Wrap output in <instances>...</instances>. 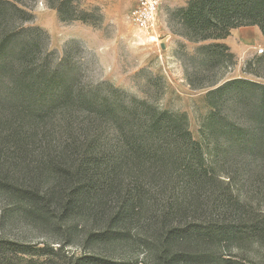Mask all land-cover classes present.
<instances>
[{"label": "trees", "instance_id": "trees-1", "mask_svg": "<svg viewBox=\"0 0 264 264\" xmlns=\"http://www.w3.org/2000/svg\"><path fill=\"white\" fill-rule=\"evenodd\" d=\"M71 1L53 5L59 17L89 21L86 10L68 7ZM174 17L182 27L176 32L189 41H217L197 49L209 60L234 57L219 42L233 29L258 26L264 36V0H189ZM27 44L22 42V51ZM16 48L11 38L1 39L0 60ZM256 61L254 73L263 76L264 54ZM22 66L28 84L15 76L8 88L1 83L22 94L0 103V191L19 197L17 203L22 199L26 219L92 251L76 255L66 244L54 248L0 237V264H230L218 254L222 244L235 237L264 240V214L250 213L230 182L253 165L264 170V82L235 78L196 85L212 87L203 125L208 141H198L185 113L134 97L129 105L108 96L100 101L101 93L77 91L67 66L50 72L23 60ZM82 105L88 112L78 110ZM7 147L13 155H4ZM225 168L228 180L218 177ZM145 187L162 197L146 200ZM196 216L200 221L187 225ZM82 221L90 225L79 226ZM134 225L143 234L144 257H113L116 241Z\"/></svg>", "mask_w": 264, "mask_h": 264}, {"label": "rangeland", "instance_id": "rangeland-1", "mask_svg": "<svg viewBox=\"0 0 264 264\" xmlns=\"http://www.w3.org/2000/svg\"><path fill=\"white\" fill-rule=\"evenodd\" d=\"M57 2L0 0V40L11 38L17 46V52L0 60V64L7 68V71H0V103L5 97L22 94L3 88L1 83L8 88L15 77L21 82L22 79L27 84L30 82L22 70V60L44 66L47 72L67 66L72 79L77 80V91L87 92L88 96L89 92L96 91L101 93L100 101L108 96L121 99L124 105H129L134 97L147 101L158 110L185 113L194 139L208 141V132L203 125L211 111L206 95L212 87L198 88L196 85L213 80L221 84L235 78L264 82V74L257 76L254 73L258 67L257 57L264 54V51L259 52L264 49V36L258 26L233 29L228 40L232 46L226 43L230 36L219 42L227 44L234 57L217 56L209 60L197 49L217 41L191 42L176 32L182 27L174 17L175 12L185 7L189 0H162L155 25L148 30L139 29L129 19L136 0H72L68 7L86 10L89 21L62 20L53 6ZM82 14L78 12V15ZM22 42H28L23 51ZM20 106L15 108L22 113ZM78 110L88 112V106H79ZM10 126L8 123L6 129L9 130ZM50 128L52 131L58 129L55 126ZM203 129L207 136H204ZM62 140L64 137L61 136ZM204 147H207L205 143ZM7 149L4 155H13L12 150ZM255 167L239 170L230 182L232 190L239 194L244 204H248L250 213L262 218L264 170ZM225 169L220 170L218 177L228 180L229 170ZM142 194L146 200L162 197L156 188H142ZM7 195L0 191V237L22 244H48L54 248L66 244L65 250L76 255L92 251L77 240L73 244L66 243V239L56 235L49 225L26 219L22 214V199L17 203L19 197ZM198 218L188 219L187 225L200 221ZM78 225L89 226L90 223L82 221ZM127 233L116 241L113 257L142 259L146 253L143 234L135 225ZM235 238L222 244L218 252L220 257L230 260V264H264V240L261 237Z\"/></svg>", "mask_w": 264, "mask_h": 264}, {"label": "built area", "instance_id": "built-area-1", "mask_svg": "<svg viewBox=\"0 0 264 264\" xmlns=\"http://www.w3.org/2000/svg\"><path fill=\"white\" fill-rule=\"evenodd\" d=\"M162 0H136L134 8L129 14V19L139 29L148 30L155 25ZM260 49L259 52H263Z\"/></svg>", "mask_w": 264, "mask_h": 264}, {"label": "crops", "instance_id": "crops-1", "mask_svg": "<svg viewBox=\"0 0 264 264\" xmlns=\"http://www.w3.org/2000/svg\"><path fill=\"white\" fill-rule=\"evenodd\" d=\"M246 28H251V27H246ZM235 30H236V29H235ZM230 38H231V36H230L229 38L226 39V43L229 44L230 46H232V45L228 42V40H229ZM233 50H234V49H233Z\"/></svg>", "mask_w": 264, "mask_h": 264}]
</instances>
